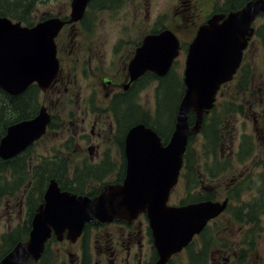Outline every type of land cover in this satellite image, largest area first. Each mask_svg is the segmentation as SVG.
Returning a JSON list of instances; mask_svg holds the SVG:
<instances>
[{
    "label": "rangeland",
    "instance_id": "obj_1",
    "mask_svg": "<svg viewBox=\"0 0 264 264\" xmlns=\"http://www.w3.org/2000/svg\"><path fill=\"white\" fill-rule=\"evenodd\" d=\"M186 1L121 0L118 3H121L120 6L113 3L109 8L93 4L83 25L90 33L94 32L95 36L91 34L87 36L85 40L87 43H82L79 57L86 60L85 54L87 50L90 52L91 46L97 50L102 49L105 53V57L102 56L105 59L104 68L116 70L122 66L125 50L130 47L129 42L139 40L149 30L158 28L157 26L170 28L179 31L184 41L191 43L198 26L209 15L228 7V0H190L187 2L190 3V9H186ZM231 1L244 3L246 0ZM26 5L30 6L28 15L31 21L13 19L26 26L31 23L37 24L43 19V16L50 18L58 12L63 14L71 12V0H31V3L26 0ZM263 24L264 13L260 14L255 26ZM123 32L126 34L128 43L126 46L123 45L116 49L113 57L112 46L115 45ZM262 37L255 36L246 49L244 59L246 75L236 74L232 82L222 86L216 108L206 115L207 127L205 126L200 133L191 136L186 156L188 167L184 170V176L179 179L169 200L171 204H177L179 198L181 200L185 198V202L194 201V198L198 200L201 198L200 192L202 200L205 198L223 201L225 197H229V210L208 224L205 239H202V252L205 253L202 264L214 263L211 251L213 253L214 249L218 248L223 237L227 241L236 242L238 249L250 248L251 255L246 259L247 264H264V214L259 216L258 224L243 218V214L247 212L246 205L253 201L257 194L256 188L260 185L261 179H264V46ZM77 56L73 52L70 62H73V58ZM110 57L112 64L115 61L113 65H116V68L114 69L107 66ZM185 60L186 52L184 51V56L176 63L173 70L174 75L170 79L172 91L169 92L166 88L160 89V85L164 86L165 81L158 82L159 89L156 91L157 83L153 77L144 80L140 86L141 91L138 94V100L136 99L137 104L141 106L145 118L162 133L170 129L171 124L175 125L171 116L174 113L176 102L178 109L177 105L183 96L185 86L181 82L185 70ZM83 71L88 74V70L84 69ZM78 82H84V77L79 75ZM62 90L64 94V87ZM55 93L53 90L47 92L49 95L53 94V98H57ZM63 96L60 102L51 106V111L59 115V119L56 121L57 126L51 128L42 139L31 146L18 162L8 164L3 172L0 171V254L7 243L8 235L10 237L26 235L30 211L35 210L41 202L44 195L42 190L45 192L51 179H59L63 186L66 184L71 188L79 186L83 188L75 179L77 177L84 178L86 175L81 177L82 175L76 171V167L91 161L89 157L87 161L85 155L79 157V150L75 155L72 154L74 150L76 151L79 140L77 134L80 128L77 124L69 121L70 110L76 114V109L81 103L83 104L82 96H73L74 102L70 101V96H68L64 100L66 102L64 104L62 103ZM165 96L167 106L164 105V102L161 105ZM178 97L180 101H177ZM231 98L236 102V107L227 109L228 105L225 106V102ZM48 101L50 102V100H45L43 94H40L39 104L45 103L48 106ZM132 103H125L126 110H119L120 116L127 122L131 121L136 110V106ZM33 105L34 113H36L40 108L37 96ZM9 109H12L11 101L7 95L0 92V127H2L4 116L7 118L13 115V110ZM136 116L141 117V115H134V117ZM76 118H78L77 114ZM214 131L219 134L216 150L205 146L209 143L208 136L213 135ZM244 136L248 137L250 146L243 143ZM79 143L82 142L79 141ZM245 149H251L250 154L240 156ZM36 169L42 174V179L36 174ZM60 169H63L62 174L58 171ZM210 169L213 170V173H210ZM75 171L77 176L73 175ZM187 174L190 175L188 185L185 181ZM48 176H51V179L46 180ZM81 181L83 182V180ZM235 187L239 188L234 190ZM187 190L195 197L190 194L185 197ZM238 190L240 197L237 201L235 195ZM242 207L245 210L241 211ZM241 233L246 234L245 239H241ZM210 238H212V242H207L203 248V243ZM22 243H26L25 240ZM53 247L52 252H56L55 245ZM195 253L197 252L194 250L189 251L192 260L199 257ZM27 264L43 263L29 262ZM53 264L57 263L53 262Z\"/></svg>",
    "mask_w": 264,
    "mask_h": 264
},
{
    "label": "water",
    "instance_id": "obj_2",
    "mask_svg": "<svg viewBox=\"0 0 264 264\" xmlns=\"http://www.w3.org/2000/svg\"><path fill=\"white\" fill-rule=\"evenodd\" d=\"M89 0H72V20L82 17ZM264 13V0H250L240 10L214 13L199 26L190 43L184 71L185 93L179 103L175 129L164 145L159 135L144 124L133 126L126 136L127 173L122 184L111 185L95 199L62 191L51 180L44 202L34 214L30 237L18 243L0 264H24L38 260L52 232L68 231L71 239L82 232L86 221L134 219L146 212L164 264L182 250L210 219L227 208V201L204 200L187 205H169L187 150L189 135L201 131L204 116L214 108L222 85L232 81L241 66L244 51L255 33L256 18ZM59 18L26 26L0 16V87L11 94L24 92L36 82L49 88L59 69L55 37L62 27ZM180 41L166 29L149 34L131 64L135 76L153 70L166 74L179 55ZM134 76V77H135ZM195 120L189 125V114ZM50 115L42 106L36 116L10 124L0 139V157L8 160L25 151L47 130Z\"/></svg>",
    "mask_w": 264,
    "mask_h": 264
},
{
    "label": "flooded vegetation",
    "instance_id": "obj_3",
    "mask_svg": "<svg viewBox=\"0 0 264 264\" xmlns=\"http://www.w3.org/2000/svg\"><path fill=\"white\" fill-rule=\"evenodd\" d=\"M120 1L121 0H89L82 17L77 20H72L71 0L70 13L63 14L58 12L50 17L59 18L63 24L54 39L56 44V55L59 60V69L57 76L54 78L49 88L42 90L38 84L34 82L29 87L36 89L37 93L32 95V93L26 92L29 91V87L24 92L18 94H11L0 87L4 95H7L8 98H12H9L12 108L10 111H14V103L12 104V102L15 97H23L28 102L31 100V96H37L38 106H40V108L42 106L46 107L50 115V122L47 126L46 133L40 139H42L51 128L57 126L56 121L59 119V115L51 111V106L56 105L57 102H60L63 95V104L66 103L64 100L68 96H70V101H73V96H82L81 100L83 104L81 103L79 108L76 109L78 118H76V114L70 110L69 121L77 124V126L80 128L77 134L79 140L76 151L74 150L72 154L75 155L79 150V157L85 155L87 156V161L88 157L91 161L90 163L88 162V164L85 163L83 165L82 163L76 167V171L80 172L79 174L82 175L81 177L86 175L84 178L79 179L77 177L75 179V181L80 183L83 188L80 186L78 188H71L66 184L63 186V184H61L58 179H56L62 191H68L70 194H75L77 197L88 196L91 199H95L101 193L106 191L111 185H120L123 183L127 173L126 136L128 131L133 126L137 124H144L146 127L153 129L159 135L161 142L164 145L170 141L175 129V125H173L170 126V129H167L162 133L156 126L152 125L145 118V116L142 114L141 106L137 104L136 99L138 100V94L141 91L140 86L143 81L147 78L150 79L151 77H153V80H155L157 83L156 91L159 89V81L160 83L161 81H165L164 86L160 85V89L166 88L169 90V92L172 91L170 79L174 75L173 70L175 69L176 63L181 59L182 56H184V51L186 52L187 57L188 47L190 44V41H184L179 31L166 27H159L156 25L158 28L149 30L143 35V37L141 36L139 40L129 42L130 47L129 49L125 48L126 50L125 54L123 55L122 66L113 71L104 68L105 59L102 58V56L105 57V53L102 49L97 50L91 46L90 52L87 50L85 54L84 58H87L86 60H82L79 57L80 50L82 49V43H87V41L85 42L87 36L89 34L95 36L94 32L90 33L89 30L83 25L88 13L90 12V7L94 4L98 7L109 8L111 4L114 3L116 5ZM188 1L190 2V0H187L185 3ZM120 4L118 5L120 6ZM189 5L190 3H187L186 9H190ZM210 17L211 15L208 16V18ZM47 19L49 18L43 16L41 21ZM202 23L200 25H202ZM33 25L34 24L32 23L29 26ZM166 29L173 31L178 36L181 43L179 55L174 59L170 70L164 75H158L155 71L148 69L138 76H135L131 71V64L136 57L137 50L143 45L145 37L149 34H158ZM127 43L128 41L126 39V34L123 32L122 35L118 37L115 45L112 46V56H115L116 49L121 48L123 45L126 46ZM73 52H75V55L77 54L78 56L73 58V62H70ZM113 64H115V61H113ZM113 64L112 58L110 57V61H108L107 66H110V68L114 69L116 68V65ZM84 69L88 70V74L83 71ZM79 75L84 77V82H78ZM167 81L169 82L168 86ZM181 84L185 86L183 89L184 95L186 89V85L184 83V72ZM62 87L65 89L64 94ZM52 90L56 92L55 96H57V98H53V94H47V92ZM40 94L45 96V100H50V102L48 101L49 107L45 103H40L41 105L39 104ZM129 102L135 103H132L134 106H136L134 115H141V117H134L133 115L131 121L127 122L125 118L120 116L119 110H126L125 103ZM39 110L30 118L36 116ZM13 123L15 122H12L11 124ZM193 124L194 121L192 123L189 121L190 126ZM192 135L194 134H190L189 138H191ZM74 137L76 136L74 135ZM37 141H35L31 146L36 144ZM79 141H81L83 144L79 143ZM31 146L20 153V155L28 151ZM185 156L186 152L184 154L183 162L185 160ZM13 158H16V156ZM13 158L8 160L12 161L11 159ZM0 159L1 161L7 162V160L1 157ZM8 164L9 163H7V165ZM183 164L184 166L183 169L181 168L182 171L179 179L181 176H184V170L188 167L186 163ZM58 171L61 172L60 174L63 173V169ZM76 171L73 172V175L75 176H77ZM81 180H83V182ZM185 181L186 184L190 182L189 174L185 176ZM175 187L176 185L170 192L169 200ZM237 188L239 187H235L233 189L236 190ZM238 192L239 190L236 191L235 197L238 196ZM188 194L193 195L187 190V195H185V197H187ZM200 195L201 198L198 200L194 198V201L185 202V198L183 199L184 201L179 198V202L177 204H171L169 200L168 204L181 206L191 203H198L203 201L201 192ZM225 200L229 202L230 205L229 197H225ZM43 202L44 195L37 208L33 211H30L27 221L30 222L31 226L34 214L38 211L39 206ZM229 205H227V208L224 212L229 210ZM224 212L219 214L217 217L222 215ZM30 230L29 233H27L29 234L27 238L30 237ZM205 236L206 232L202 231L195 234L190 242L182 248V250L171 254L164 264H199V261H201L200 264H202V239H205ZM245 238L246 234L241 233V239ZM222 240L219 242L218 248L214 249L213 253L211 251V256L214 261L213 264H247L246 259L251 255V253H249L251 252L250 248L238 249V247H236L237 243L233 240L227 241L225 237H223ZM207 242H212V238L203 243V248ZM249 244L252 243L249 242ZM54 245L56 247V252H52ZM190 250L197 252L195 254H198V259L200 258V260L195 258L192 260V256H189ZM213 254L215 255V258ZM31 260L32 262L43 264H53V262L57 264H161V257L158 248L155 245V237L153 235V231L146 212L139 213L137 217L131 220L114 218L112 221L107 222H103L98 219L86 221L81 234L74 240L69 238L68 231L62 233L61 237L56 235L53 231L51 237L45 244V248L40 258L38 260L30 258L28 261L31 262Z\"/></svg>",
    "mask_w": 264,
    "mask_h": 264
},
{
    "label": "trees",
    "instance_id": "obj_4",
    "mask_svg": "<svg viewBox=\"0 0 264 264\" xmlns=\"http://www.w3.org/2000/svg\"><path fill=\"white\" fill-rule=\"evenodd\" d=\"M29 1L31 3V0H29ZM247 1H249V0H246L244 3L243 2H236V1L228 0V3H227L228 4V7L226 9H222V11L223 12H229V11H232V10H238ZM29 11H30V6L29 5L28 6L26 5V0H22V1H17V0H12V1H10V0H0V16H8V17H10V18H12L14 20H17L18 19V20H24V21H28L29 22V21H31L30 18H29V15H28L29 14ZM258 35L263 36L262 37L263 38V43L262 44L264 46V24L261 25V26H258L257 32H256V36H258ZM246 72H247V70H246V68H244V64H243L242 67L240 68V70L238 71V74H240V76H242L244 74L246 75ZM28 89H29V91H26V92L27 93L30 92V93H32V95L34 93H36V91H37L36 89H34L32 87H29ZM0 92L2 93L1 89H0ZM35 98L36 97L31 96V100H29L28 102L23 97H15L13 99V102H12V104L14 103L13 115L12 116H9L7 118H6V116L3 117L2 127H0V139L5 135L6 130H7V127H8L9 124H11L12 122H16L18 120H23V119L30 118V117H32L34 115V105L33 104H34V99ZM10 99H12V98H10ZM166 99L167 98L165 96L164 100L161 102V105H163V102H164V105L167 106L166 105ZM178 100H179V97H178L177 101ZM225 103H226L225 106L228 105L227 109L229 107H233V106L236 107V102L233 101V98L229 99ZM176 104H177V102H176ZM176 104H175V108L173 109L174 113L171 116V120L172 121L173 120L176 121V118H175L176 117L175 116L176 115V110H177ZM215 108H216V106H215ZM194 118H195L194 113H190L189 114V121H190V123H192L194 121ZM205 121H206V116L204 117V122H203L202 130L204 129L205 126L207 127V124L205 123ZM171 126H173V124H171ZM208 138H209V143L206 144L205 146L206 147H209V148H212L213 150H216V145H217L218 140H219V134H218V132L217 131H214L213 132V135L211 134L210 136H208ZM243 143L246 146H250L251 145V143H250V141H249V139H248L247 136H244ZM250 151H251V149L250 150L245 149L241 153L240 156H244L246 154H250ZM23 154L17 155L16 158L11 159L12 161L7 160V162H4V161H1V159H0V171L3 172L5 170V168H7V163L11 164V163H14V162L15 163L18 162V160L22 157ZM186 156H187V154H186ZM240 158H242V157H240ZM210 173H213V170L212 169H210ZM36 174L42 179V174L37 169H36ZM260 174H263V173H260ZM50 177L51 176H48L46 178V180L47 179H51ZM52 178H54V177H52ZM58 181H59V179H58ZM42 192L44 193V190H42ZM256 193L257 194L254 197L253 201L251 203H248V205H246L245 209L247 210V212L243 214V218H246L250 222H255L256 224H258L259 223V219H258L259 216L261 214H264V179H261L260 185L257 186V188H256ZM239 197H240V195L236 196V198H239ZM238 200L239 199H237V201ZM243 209H244V207L241 208V211ZM30 228H31L30 222L27 221V231H26V235L24 237H20V236L19 237H14V236L10 237L8 235L7 243L3 247L2 253L0 254V260L11 249H13L14 246L17 243L22 242L24 240H27V237H28L27 232L30 230ZM207 229H208V226L204 229V231L206 232ZM204 259H205V253L202 252V262L204 261Z\"/></svg>",
    "mask_w": 264,
    "mask_h": 264
}]
</instances>
